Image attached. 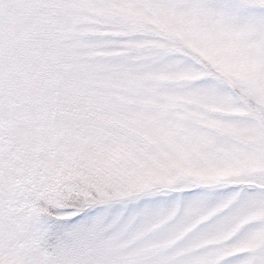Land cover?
Instances as JSON below:
<instances>
[{
	"label": "snow or ice",
	"instance_id": "1",
	"mask_svg": "<svg viewBox=\"0 0 264 264\" xmlns=\"http://www.w3.org/2000/svg\"><path fill=\"white\" fill-rule=\"evenodd\" d=\"M0 264H264V0H0Z\"/></svg>",
	"mask_w": 264,
	"mask_h": 264
}]
</instances>
